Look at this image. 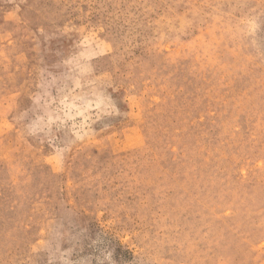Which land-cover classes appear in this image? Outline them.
<instances>
[{
    "label": "rangeland",
    "instance_id": "1",
    "mask_svg": "<svg viewBox=\"0 0 264 264\" xmlns=\"http://www.w3.org/2000/svg\"><path fill=\"white\" fill-rule=\"evenodd\" d=\"M0 264H264V0H0Z\"/></svg>",
    "mask_w": 264,
    "mask_h": 264
}]
</instances>
